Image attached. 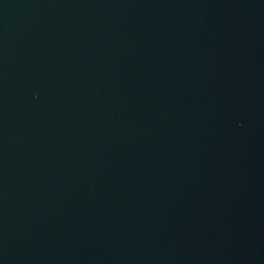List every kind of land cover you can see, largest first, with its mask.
Instances as JSON below:
<instances>
[{
  "label": "water",
  "instance_id": "1",
  "mask_svg": "<svg viewBox=\"0 0 264 264\" xmlns=\"http://www.w3.org/2000/svg\"><path fill=\"white\" fill-rule=\"evenodd\" d=\"M0 264H264V0H0Z\"/></svg>",
  "mask_w": 264,
  "mask_h": 264
}]
</instances>
